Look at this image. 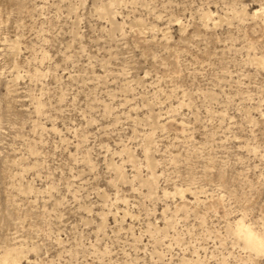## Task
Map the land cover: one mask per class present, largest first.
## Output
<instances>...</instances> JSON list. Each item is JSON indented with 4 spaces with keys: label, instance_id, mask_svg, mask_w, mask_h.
Masks as SVG:
<instances>
[{
    "label": "rangeland",
    "instance_id": "rangeland-1",
    "mask_svg": "<svg viewBox=\"0 0 264 264\" xmlns=\"http://www.w3.org/2000/svg\"><path fill=\"white\" fill-rule=\"evenodd\" d=\"M0 264H264V0H0Z\"/></svg>",
    "mask_w": 264,
    "mask_h": 264
},
{
    "label": "bare ground",
    "instance_id": "bare-ground-1",
    "mask_svg": "<svg viewBox=\"0 0 264 264\" xmlns=\"http://www.w3.org/2000/svg\"><path fill=\"white\" fill-rule=\"evenodd\" d=\"M244 238L247 244V247L254 250V251H261L262 250V243L260 240L254 236L251 231L244 230Z\"/></svg>",
    "mask_w": 264,
    "mask_h": 264
}]
</instances>
